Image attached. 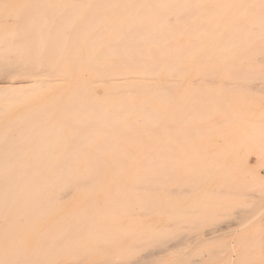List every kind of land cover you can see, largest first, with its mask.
<instances>
[{
    "label": "rangeland",
    "instance_id": "rangeland-1",
    "mask_svg": "<svg viewBox=\"0 0 264 264\" xmlns=\"http://www.w3.org/2000/svg\"><path fill=\"white\" fill-rule=\"evenodd\" d=\"M102 1L0 0V159H7L0 165H33L35 155H58L32 151L58 150L56 142L41 144V137L60 125L57 121L62 116L67 123L61 125V138L73 123L74 114L67 116L62 106L73 94L57 82L70 74L73 64H79L73 74L75 84L87 79L80 92L92 96L106 86L121 87L117 81L122 77L100 78L87 68L89 62L132 61L141 68V62L157 60L153 55L162 54V62L167 65L170 61L172 66L156 82L163 98L158 144L164 153L159 173L144 168L149 161L138 154L141 158L130 160L136 166L127 176L117 178L107 172L104 180L85 187L51 190L56 200L35 211L36 216L31 211L50 192L40 196L32 186L50 170L34 176L29 189L12 194L14 203H7L11 192L0 190V264H198L199 260L203 261L199 264H264V0H158L155 7L162 1L167 5L164 9H169V23L164 21L159 29L152 24L141 35L138 26L126 29L139 38V48L133 51L137 56L127 49H112L125 54L118 58L96 56L112 42L119 43L113 37L128 43L123 33L112 29V19L102 32H76L84 13ZM120 2L116 0L113 15ZM129 9L154 8L146 3ZM183 13L190 15L186 22ZM25 16L31 22L23 23ZM35 18L44 20L34 27ZM166 23L177 28L167 31ZM27 25L29 29H25ZM196 26L198 33L193 32ZM193 44L224 45L226 59L214 65L212 75L197 70ZM168 54L186 56L166 57ZM142 77L146 75L128 78L138 81ZM32 80L40 81L36 88L19 87ZM190 88L207 91L210 116L200 122L201 113L195 111L196 120L190 127L175 130L174 124L166 123L165 97L174 94L178 101L184 100L186 94H192ZM138 95L142 94L133 96ZM110 110L107 107L103 113ZM20 114L27 121L32 119L22 133L17 132ZM36 115L45 117L36 122ZM138 125L137 130L145 135L144 125ZM9 140L14 142L7 148ZM62 143L61 149H65ZM137 146L132 151L138 152ZM141 166L143 169H137ZM18 171L0 169V180ZM155 176L158 184L151 188ZM119 182L123 187L134 186L120 189ZM150 231H156L159 239L149 242ZM211 231L210 238L207 233Z\"/></svg>",
    "mask_w": 264,
    "mask_h": 264
},
{
    "label": "bare ground",
    "instance_id": "bare-ground-1",
    "mask_svg": "<svg viewBox=\"0 0 264 264\" xmlns=\"http://www.w3.org/2000/svg\"><path fill=\"white\" fill-rule=\"evenodd\" d=\"M162 1H160L158 7H155L156 4L158 3V0H121L120 8L115 15L112 14V11L115 7L116 0H103L102 2L93 3L92 4L93 9H90L88 13L87 12L84 13L85 14L84 17L85 16L86 17L81 23V26L76 28V32L78 33L80 30L94 31L93 29H97L96 31L102 32L104 31L105 26L108 27L107 25L110 23V19H112V26H113L112 29L119 30L121 33H123L124 38L127 39L126 41L128 43L120 42L122 41L121 37L120 38L113 37L111 38L112 41H117L119 43L112 42L111 44L105 47L106 49L103 53L97 54L96 56L97 57L116 56L117 58L125 56V54H122L120 52H112L111 51L112 49L113 50L127 49L128 51L129 50L131 51L130 55L137 56L136 54L133 53V51L136 48H139V46L136 45V43L138 42L137 39L139 38L132 36L134 32H130V34H128L126 32V29L138 26L141 29V30L139 29L138 34L141 35L142 30H144V28L149 27L152 24L153 26H156L159 29L162 28V23L164 21L169 23L168 20L169 9L168 10L164 9L165 6L167 5L166 3L163 4ZM194 1L198 3V0H194ZM146 3L149 4L150 7L154 8L152 9L153 11H145L140 9L135 12V10L129 9L130 6H134V7L145 6ZM94 8H99V9H94ZM189 16L190 15L188 13H183L181 15V18L183 21L186 22ZM42 20L44 19L35 18L33 20L34 22H32L34 23V27H36V25L38 24L41 25ZM28 22H31V18H29L28 16L23 17V23L27 24ZM167 23H166L167 31L170 30L173 31L172 29L177 28L174 25L170 26ZM25 29H29V26L27 25ZM199 29L200 28L196 26L193 32L198 33ZM94 34L97 35V33ZM130 38H134L135 40L131 41ZM145 38L150 40H152V38L158 40L153 36H149V37L145 36ZM218 40L225 41V39L223 38H219ZM170 47H172V45L169 46V48ZM65 48L66 47H64V49ZM162 48H168V47L164 46ZM223 49H224V45L222 44H209L207 46L205 44L203 45L193 44L191 50L195 52V62H196L195 66L198 67L197 70L200 71V73L204 76L214 73V71L216 70L214 65L226 59L225 55L222 52ZM153 56L157 60L155 59H153L154 61L145 60L144 62L140 63L141 68L138 67L139 65L136 64V62H132V61L115 60L111 62H103V61L89 62L87 68L97 72L100 78H104V77L110 78L116 76L122 77V80L117 81V83H119L121 87L106 86L105 87L106 89H102L100 91L95 90L96 92L93 93L92 96H87L82 92H80V90H84L87 79L84 80L80 79L78 81V84H75V78H74L75 76L73 77V74H75L76 70L79 67V64H73L72 69L68 72L70 74L63 75L59 80H57V82H59L60 84L63 83L64 87H66V90L68 91L69 94H73L72 97L68 98L62 104V106H64L65 112H67L65 113L67 114V116L74 114L73 123L69 124L70 126L68 127V131L61 138L60 136V131H62L61 125H63V122L64 124L67 123L64 117L62 116L58 118L57 121V122L61 121L60 125L59 124L55 125V127H53L52 130H48L46 132V135H43L41 137L40 139L41 144L47 145L50 142H56V147L58 150L53 151L51 149L49 151L47 149L45 150L40 149V151L39 150L32 151L33 153L38 152L43 154L50 152H53L54 154L58 153L57 156H53V157L40 156L36 158L35 155V158H33L34 161L33 165H19L17 167H14L13 165H0L1 166L0 169L5 168L10 170L12 169L19 170L17 173L11 175L9 178L0 180V190L3 191L6 189L9 192H11V195H9L10 197H8L7 203L13 201L12 194L14 196H17L19 190L21 189L25 190L27 187L29 189L30 184L32 182V178L37 174H39L40 171H44V170H50V173L45 175L43 179L37 180V182L32 186L35 192L38 193L40 196H43L44 192L46 191L48 192H50L51 190L65 191L66 189L69 188H74L84 185L86 186L87 184H91L92 182L102 181L104 180L103 175L107 172L108 174L117 176V178L121 176H127L134 171L136 166L135 165L136 163L130 162V160H133L134 158L140 159L141 156H142L141 159H148L149 161V162L147 161L148 164L146 165L144 164V168H147L149 172H153L156 175L159 173L160 170L159 159L164 153V152L162 153L161 148L159 147L158 144V141L161 139V130H160V126H162L161 105L163 103V98H162L161 90L158 89V84L156 85V82H159L161 75H166L168 74L169 70L171 71L172 65L169 64H172V62L168 61L167 65H165V63H163L161 60L163 59V57H161L162 54H154ZM168 56L184 57L186 56V54H179V55L168 54L166 57ZM45 66L49 67V65H45ZM136 74L146 75V77L138 78L137 79L138 81H134L128 78L129 75H136ZM154 77H156V79H154ZM38 83H40V81L32 80L30 82L20 83L19 87L36 88ZM210 84H212V82H210ZM166 85H169V83ZM135 93L142 95L141 96L138 95L139 97L133 96L135 95ZM188 93H192V94H186L187 98H185L184 100L180 99L179 101L177 100L178 99L177 96L174 94H169L166 95L165 97V102L167 107L166 123L168 125L174 124L175 130L176 128L178 130L179 129L183 130L187 126L190 127L191 124L194 123V121L196 120L195 111L201 113V117L199 119L200 122H205V120L210 116L209 109H206L209 106L205 98L206 95L208 94L207 91L204 89L194 90L193 88H190L188 89ZM125 94H130V95L127 96ZM194 96L196 98L195 101L193 98ZM107 107H110L111 110L109 112L103 113V109H106ZM168 107H170V111L168 110ZM185 110H187L186 115H184ZM187 116H189V120L187 119L185 120V117ZM44 117L45 116L43 115H36L34 116V119L37 122L38 119L42 120V118ZM192 118L194 119L192 120ZM17 119H19L18 121H16L18 122L17 123L18 133H22L27 126L32 124L30 123L32 119L29 118V120L30 119L31 120L27 121V119H25V116L24 115L22 116V114H20ZM182 121L183 124H181ZM138 123L144 125L147 134L145 133L144 135L143 133L139 132L140 130L139 131L137 130L139 126ZM110 128H112V130H109ZM184 136L187 137L188 134H184ZM98 138L101 139L98 140ZM10 142H14V140L11 141L9 140L6 142L7 148ZM61 143L65 146V149H61ZM133 145H139L140 150L138 152L132 151ZM121 148H124L123 151H121L122 150ZM19 152H24V150H20ZM138 154H140L141 156H138ZM3 160H7V159H0V162H2ZM138 168H142V166L137 167V169ZM24 170L26 171V173L20 175V173L23 172ZM80 175L86 176L87 178L81 179ZM135 180L137 179H132L131 181H135ZM152 180L153 181H150L151 182L150 187L156 188V185L158 184L156 180V176ZM119 185H120V189H122V188H128L134 186V183L132 185L123 187V183L119 182ZM54 199L56 200V195L54 193L52 194V192H50V195L41 198L42 202L36 203V207L38 206V208L34 211H31L33 216H36L35 214L38 213L37 210L40 209L41 211L45 209L47 206L51 205L55 201ZM116 199L114 198L111 200L114 202L116 201ZM157 200L158 199L155 198L154 200L151 201L155 203ZM35 211H37V213ZM18 215L17 217H19ZM152 229H154V227ZM209 230H213V229H209ZM215 231L217 232L218 230ZM213 234L214 232L211 231L207 233V236L211 238V235ZM156 235H157L156 231H150L147 234L146 238L148 239L149 242L150 240L155 241L159 239L156 238ZM206 237L203 238L205 239ZM40 252H42V249ZM201 261L202 260H199L200 263ZM199 262L197 263L199 264Z\"/></svg>",
    "mask_w": 264,
    "mask_h": 264
}]
</instances>
